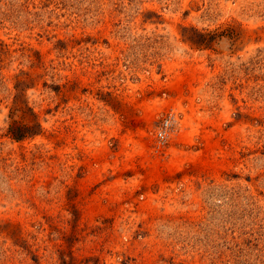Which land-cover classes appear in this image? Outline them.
<instances>
[{"label": "rangeland", "instance_id": "1", "mask_svg": "<svg viewBox=\"0 0 264 264\" xmlns=\"http://www.w3.org/2000/svg\"><path fill=\"white\" fill-rule=\"evenodd\" d=\"M0 264H264V0H0Z\"/></svg>", "mask_w": 264, "mask_h": 264}, {"label": "trees", "instance_id": "2", "mask_svg": "<svg viewBox=\"0 0 264 264\" xmlns=\"http://www.w3.org/2000/svg\"><path fill=\"white\" fill-rule=\"evenodd\" d=\"M215 40L213 37L207 41L208 43ZM17 94L15 96L16 101L19 100L21 97L20 94L24 92V89L21 88V84L17 83ZM23 110L27 112V116L29 117L30 121L26 124H17L13 123L8 128L9 136L16 142L24 141L27 138L35 137L40 135L42 132V126L40 121L38 120L37 114L34 110L29 107L26 103L23 104Z\"/></svg>", "mask_w": 264, "mask_h": 264}, {"label": "built area", "instance_id": "3", "mask_svg": "<svg viewBox=\"0 0 264 264\" xmlns=\"http://www.w3.org/2000/svg\"><path fill=\"white\" fill-rule=\"evenodd\" d=\"M171 128H172V116L169 115V117L163 119L160 127L156 131V139L158 140V143L164 145L167 142L170 136Z\"/></svg>", "mask_w": 264, "mask_h": 264}]
</instances>
